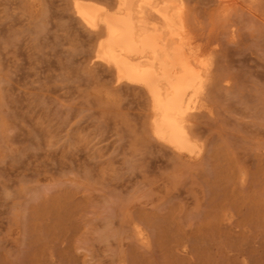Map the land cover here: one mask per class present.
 Masks as SVG:
<instances>
[{
  "label": "rangeland",
  "instance_id": "obj_1",
  "mask_svg": "<svg viewBox=\"0 0 264 264\" xmlns=\"http://www.w3.org/2000/svg\"><path fill=\"white\" fill-rule=\"evenodd\" d=\"M77 1L115 10L0 0V264H264V240L207 221L231 188L241 214L264 210V0H182L210 64L195 158L153 135Z\"/></svg>",
  "mask_w": 264,
  "mask_h": 264
},
{
  "label": "bare ground",
  "instance_id": "obj_2",
  "mask_svg": "<svg viewBox=\"0 0 264 264\" xmlns=\"http://www.w3.org/2000/svg\"><path fill=\"white\" fill-rule=\"evenodd\" d=\"M186 10L182 0H116L113 12L95 2L75 3V12L85 25L104 30L97 45L98 60L111 65L119 79L145 89L153 135L175 152L195 158L201 149L190 135L189 116L201 107L210 64L203 58L202 46L195 43ZM230 191L212 204L209 225L214 228L221 216L229 228H238L237 233L254 245L261 244L264 210L241 214L245 205L235 197V188ZM250 219L256 221L255 227L248 225Z\"/></svg>",
  "mask_w": 264,
  "mask_h": 264
}]
</instances>
